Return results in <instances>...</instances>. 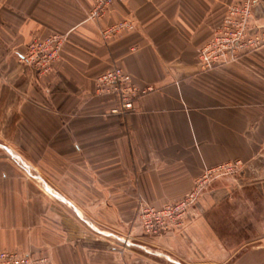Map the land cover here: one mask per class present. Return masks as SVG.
<instances>
[{"label": "crops", "instance_id": "obj_1", "mask_svg": "<svg viewBox=\"0 0 264 264\" xmlns=\"http://www.w3.org/2000/svg\"><path fill=\"white\" fill-rule=\"evenodd\" d=\"M238 1L116 0L92 21L95 0H0V136L18 145L0 149V249L55 264H151L119 244L146 239L140 203L182 200L209 168L237 159L247 162L241 175L209 181L184 224L156 242L194 261L223 260L227 235L212 220L220 205L242 235L264 237V43L213 69L199 64ZM125 18L135 28L106 40L102 28ZM251 32L264 37V0ZM53 34L67 41L39 73L27 45ZM115 65L157 86L125 116L113 112V95L97 92V77ZM261 249L222 263L251 264Z\"/></svg>", "mask_w": 264, "mask_h": 264}, {"label": "built area", "instance_id": "obj_2", "mask_svg": "<svg viewBox=\"0 0 264 264\" xmlns=\"http://www.w3.org/2000/svg\"><path fill=\"white\" fill-rule=\"evenodd\" d=\"M116 0H95L88 12L87 20L97 21L106 16ZM258 0H239L230 4L223 24L216 29L214 37L204 45L199 53V64L203 70H209L233 62L264 43V37L251 32V22ZM136 24L125 18L102 28L106 40L133 30ZM67 36L53 34L34 38L27 45L25 59L34 65L39 73L52 70L60 58ZM99 94H110L116 98L113 112L128 115L138 108L141 98L157 89L155 84H138L131 72L123 66L115 65L101 73L96 80ZM244 160L237 159L209 168L198 179L195 187L182 200L155 206L141 202L137 212V223L149 236H159L184 224L191 206L198 200L205 185L219 177L235 175L242 170ZM0 264H55L51 257L15 249H0Z\"/></svg>", "mask_w": 264, "mask_h": 264}, {"label": "rangeland", "instance_id": "obj_3", "mask_svg": "<svg viewBox=\"0 0 264 264\" xmlns=\"http://www.w3.org/2000/svg\"><path fill=\"white\" fill-rule=\"evenodd\" d=\"M8 137L10 138L13 136H0V149H6L7 148L8 150H6V151L10 155L12 153L14 154L13 148L16 149V147H18V145L17 144L11 145V143H9L11 141L8 139ZM23 143H24L23 147H28V144L30 143V137L24 136ZM19 145H20L19 147L22 148L21 143H19ZM17 156H18V153H17ZM16 159L20 164L26 165L27 168L30 167V164H28V162L25 161V158H22L19 156V157H16ZM244 162H245V165L243 166V168L246 167V163H247L245 160H244ZM243 168H242V170L237 172L235 175H230L229 177H232V179H234V178L240 176L242 171H243ZM228 214H229L228 212H224L223 205H220L219 208L214 213V216H212V220L215 222L216 228H218V229H220V231L226 233L227 236H225L224 239L226 240V243L230 247L227 254L225 251H223V255L220 257V259H223V260H221L219 262L210 263V262H202V261H197V260L194 261L193 258H189L188 256H182V254H176V253L167 252V251L164 252V250L159 245V243L156 242V239H155L156 237L149 236L147 234H143L144 232L142 234L147 236V237L144 236L146 239H141L140 237H137L139 235L136 234V237L135 236L132 238L126 237V239L124 241L119 239V244L120 245H126V246L128 244L132 245L134 247V249L136 250L135 256L142 258L145 255L146 256L145 258H149L151 264H226V263H222V262L228 258H229L230 262L234 261L235 259H238L242 254H244L246 249L248 251V249H251L252 246H257V247L263 248V249H261V252H257L258 253L257 255L261 256L262 257L261 260L264 261V237L261 238V236H244V235H242L244 231L242 230V228L239 225V220L238 219H232V217H230ZM135 222H136V226H137V224H138L137 219ZM249 224L253 225L254 222H251ZM138 226L141 228V226L139 224H138ZM141 230H142V228H141ZM258 231H260V230H258ZM127 239L131 240V241H128ZM221 239H223V238H221ZM167 253L171 254L173 257ZM252 253H249L247 256L248 257L251 256ZM253 255H254V253H253ZM261 260L260 259H256V260L253 259V260H251V264H256L258 261H261ZM172 261L175 263H172Z\"/></svg>", "mask_w": 264, "mask_h": 264}]
</instances>
